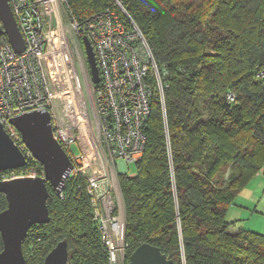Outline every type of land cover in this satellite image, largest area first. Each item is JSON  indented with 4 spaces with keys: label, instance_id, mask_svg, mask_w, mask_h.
<instances>
[{
    "label": "trees",
    "instance_id": "trees-1",
    "mask_svg": "<svg viewBox=\"0 0 264 264\" xmlns=\"http://www.w3.org/2000/svg\"><path fill=\"white\" fill-rule=\"evenodd\" d=\"M107 11L143 33L165 94V116L160 99L151 107L135 175L118 177L126 264L144 244L173 264H264V235L235 233L228 220L264 173V0H67L80 25ZM86 185L70 177L60 195L48 184L50 222L29 230L26 264H44L64 240L70 264H109ZM7 208L0 193V213Z\"/></svg>",
    "mask_w": 264,
    "mask_h": 264
},
{
    "label": "built area",
    "instance_id": "built-area-1",
    "mask_svg": "<svg viewBox=\"0 0 264 264\" xmlns=\"http://www.w3.org/2000/svg\"><path fill=\"white\" fill-rule=\"evenodd\" d=\"M8 2L26 48L16 53L8 36H0V124L30 165L2 180L44 176L11 120L35 111L49 113L55 139L72 162L69 178L81 175L87 181L109 264H126L125 211L115 201L118 177L145 152L154 101L160 99L166 115L152 51L130 17L131 29L112 11L80 25L67 17V0ZM82 31L95 53L99 84L83 60L77 39Z\"/></svg>",
    "mask_w": 264,
    "mask_h": 264
},
{
    "label": "water",
    "instance_id": "water-1",
    "mask_svg": "<svg viewBox=\"0 0 264 264\" xmlns=\"http://www.w3.org/2000/svg\"><path fill=\"white\" fill-rule=\"evenodd\" d=\"M7 35L16 53L25 50V41L17 25L8 0H0V35ZM83 47L94 84L100 83V73L95 53L88 37ZM21 133L26 147L35 160L43 166L44 176L0 181V193L6 196L7 210L0 213V234L3 250L0 264H26L23 242L35 225L48 224V200L51 184L61 194L72 171V162L55 139L51 117L47 112H31L11 120ZM26 157L0 124V171L23 169ZM68 243L60 242L46 257L44 264H70ZM129 264H173L158 248L144 244L130 257Z\"/></svg>",
    "mask_w": 264,
    "mask_h": 264
},
{
    "label": "crops",
    "instance_id": "crops-1",
    "mask_svg": "<svg viewBox=\"0 0 264 264\" xmlns=\"http://www.w3.org/2000/svg\"><path fill=\"white\" fill-rule=\"evenodd\" d=\"M237 199L241 200L242 204H239V208L244 211L245 215H243L241 212H237L235 214L236 216L230 219L229 213L232 208L230 207L228 212V220L233 223L236 222V226L233 228V231L235 233L240 230L249 232L251 231L264 235V215H255L256 212L252 208H258L260 205L264 207V173H258ZM236 205L237 204L233 206L236 207ZM246 205L250 206L247 207ZM262 211L264 213V209ZM252 214L254 215L251 216Z\"/></svg>",
    "mask_w": 264,
    "mask_h": 264
},
{
    "label": "rangeland",
    "instance_id": "rangeland-1",
    "mask_svg": "<svg viewBox=\"0 0 264 264\" xmlns=\"http://www.w3.org/2000/svg\"><path fill=\"white\" fill-rule=\"evenodd\" d=\"M118 4V7L121 9V7L122 6H120V4L119 3H117ZM115 13V12H114ZM116 14V13H115ZM117 17H119L118 15H117ZM119 19H120V17H119ZM82 51H83V54H84V59L83 60H86V62H85V66L88 68V70H89V66H88V64H87V58H86V55H85V52H84V47H82ZM90 71V70H89ZM162 84H163V82H162ZM163 88H164V86H163ZM167 135V134H166ZM167 140H169V138H167ZM147 142H148V139H146V146H147ZM146 149V148H145ZM73 150L76 152V154H78V148L75 146V147H73ZM144 155V154H143ZM143 157V156H142ZM142 159V158H141ZM135 172H136V166H134V165H130L129 166V173L127 174V175H129V176H133V175H135ZM118 184H119V179H118ZM119 189H120V185H119ZM120 193H121V190H120ZM89 196V195H88ZM121 196H122V194H121ZM89 199H90V203H91V198H90V196H89ZM241 199V198H240ZM240 199H237L236 200V203L235 204H237L236 205V207L235 206H232V208H231V210H230V213H229V218L231 219L232 217H234V216H236L235 214L238 212H241L243 215H245V213H244V211H242V209L241 208H239L240 206H239V204L241 203V200ZM242 204V203H241ZM122 205H123V207H124V204H123V199H122ZM247 207H249L250 205H246ZM91 207H93V205L91 206ZM253 208V210L256 212L255 213V215H260V214H262V215H264V213H263V209H264V207L262 206V205H260L258 208H256V207H252ZM253 211V212H254ZM254 214H252L251 216H253ZM250 216V217H251ZM264 218V217H263ZM256 233V232H255ZM259 234H261V233H259ZM263 235V234H262Z\"/></svg>",
    "mask_w": 264,
    "mask_h": 264
},
{
    "label": "bare ground",
    "instance_id": "bare-ground-1",
    "mask_svg": "<svg viewBox=\"0 0 264 264\" xmlns=\"http://www.w3.org/2000/svg\"><path fill=\"white\" fill-rule=\"evenodd\" d=\"M17 22V21H16ZM18 25V24H17ZM3 35H5V34H3ZM3 35H0V36H3ZM10 41V40H9ZM84 52H85V50H84ZM50 115V114H49ZM59 143V142H58ZM62 147V146H61ZM63 148V147H62ZM64 149V148H63ZM65 150V149H64ZM65 152H66V150H65ZM67 153V152H66ZM32 154V153H31ZM68 155V154H67ZM25 156V155H24ZM33 156V155H32ZM69 157V156H68ZM35 159V158H34ZM70 159V158H69ZM27 160V159H26ZM71 160V159H70ZM29 166V164H28V161H27V165L25 166V167H28ZM115 201H116V204H118V203H120L121 202V204H122V196H121V193H120V189H119V196L117 197V196H115ZM122 207H123V205H122Z\"/></svg>",
    "mask_w": 264,
    "mask_h": 264
},
{
    "label": "clouds",
    "instance_id": "clouds-1",
    "mask_svg": "<svg viewBox=\"0 0 264 264\" xmlns=\"http://www.w3.org/2000/svg\"><path fill=\"white\" fill-rule=\"evenodd\" d=\"M63 192V191H62Z\"/></svg>",
    "mask_w": 264,
    "mask_h": 264
}]
</instances>
